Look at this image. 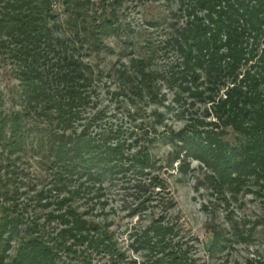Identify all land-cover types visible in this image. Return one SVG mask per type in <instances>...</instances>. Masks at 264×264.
<instances>
[{
  "label": "trees",
  "instance_id": "obj_1",
  "mask_svg": "<svg viewBox=\"0 0 264 264\" xmlns=\"http://www.w3.org/2000/svg\"><path fill=\"white\" fill-rule=\"evenodd\" d=\"M60 1L68 14L67 36L57 22V0H0V57L16 67L24 102L11 113L0 106V162L6 163L4 176L0 170V264H100L97 256L108 258L106 264L128 260L115 220L106 215L110 186L135 192L130 218L151 207L152 220L130 235V247L143 256L139 264H200L169 216L176 202L156 171L151 147L163 137L157 126L162 122H142L129 133L94 132L103 111L86 116L101 74L85 63L81 50H100L104 39L119 34V1ZM177 2L187 21L171 39L181 57L170 79L187 99L208 106L206 117L216 120L197 116L182 130L166 132L174 144L171 166L180 160L185 176L187 160L199 161L211 172L205 177L209 188L220 196L242 187L252 191L253 184L264 188V0ZM97 4L102 9L91 14ZM136 62L141 79L153 81L145 60ZM120 77L134 78L125 71ZM148 86V96L156 98ZM136 93L144 98L143 89ZM29 149L50 161L52 185L36 195L40 207L53 209L44 222L28 218L9 175H16ZM79 199L87 210L78 208ZM228 242L224 230H214L210 255Z\"/></svg>",
  "mask_w": 264,
  "mask_h": 264
},
{
  "label": "rangeland",
  "instance_id": "obj_2",
  "mask_svg": "<svg viewBox=\"0 0 264 264\" xmlns=\"http://www.w3.org/2000/svg\"><path fill=\"white\" fill-rule=\"evenodd\" d=\"M118 1L120 4H116L115 10L121 26L119 34L104 39L100 50L89 47L81 50V58L85 63L101 72L97 73L101 77L95 84L97 91L94 94V104L86 113L89 117L103 111V115L94 124V132L119 129L129 133L142 122H146L148 126L162 122L157 126L163 132V137L151 147V152L158 161L156 171L166 180L171 197L176 202V207L169 212V216L181 228L180 237L193 246V256L200 264H264L262 184H253L252 191L249 192L242 187L239 193L233 190L220 196L209 188L205 177L211 172L202 167L199 161L187 160L190 169L185 176L178 170L180 160L174 161L173 167L171 166L174 144L167 138L166 132L182 130L197 116L207 122L216 120L213 114L206 117L205 110L208 106L198 100L187 99V94L183 93L179 83L170 79L172 71L177 70L181 57L171 45V39L176 36L179 28L185 26L187 16L181 11L177 0ZM93 2L96 5V2L101 1ZM95 5L90 8L91 14L102 9L98 4L97 7ZM54 7L59 15L57 22L61 26V32L67 36L70 30L66 25L68 14L64 11L65 7L60 0H57ZM140 59L145 60L144 69L152 73L150 75L153 81L141 79V66L136 62ZM123 71L134 78L120 77ZM148 84H151V88L153 86L156 98L148 96ZM139 88L143 89V99L136 93ZM20 90L16 67L0 57V106L4 112L11 113L23 108ZM180 96L183 99L180 100ZM191 102H195V105L191 106ZM157 114H162L164 119L158 121ZM5 166L6 163L0 162L3 176L6 174ZM18 166L20 168L16 175L9 173L10 176L14 175L10 179L16 185L15 199L19 198V204H25L29 219L38 218L44 222L47 213L53 209L40 207L36 195L41 189L52 185V173L48 169L50 161L43 158L38 150L29 149L18 161ZM110 188L112 189L107 193L106 215L115 220L113 229L120 247L128 256V260L118 264H131L133 260L139 264L143 256L130 247V235L135 227L149 224L152 220L151 207L140 217L132 219L129 217V209L137 202L135 192H124L122 188L114 186ZM77 205L81 210L89 208L83 199H79ZM156 212L160 211L156 209ZM94 215L101 213L95 211ZM105 216L97 219L102 220ZM214 230H224L229 242L227 247L212 256L208 247L213 241ZM14 254L13 251L12 255ZM105 258L95 257L100 264H106L108 258Z\"/></svg>",
  "mask_w": 264,
  "mask_h": 264
}]
</instances>
